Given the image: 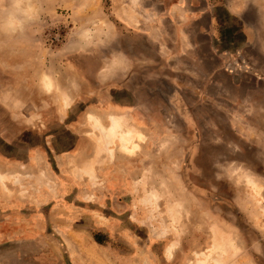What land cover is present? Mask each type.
I'll list each match as a JSON object with an SVG mask.
<instances>
[{"label":"rangeland","instance_id":"rangeland-1","mask_svg":"<svg viewBox=\"0 0 264 264\" xmlns=\"http://www.w3.org/2000/svg\"><path fill=\"white\" fill-rule=\"evenodd\" d=\"M0 178V264H264V0H0Z\"/></svg>","mask_w":264,"mask_h":264},{"label":"bare ground","instance_id":"bare-ground-1","mask_svg":"<svg viewBox=\"0 0 264 264\" xmlns=\"http://www.w3.org/2000/svg\"><path fill=\"white\" fill-rule=\"evenodd\" d=\"M43 84H44V87H45V89L47 90V91H49V90H51L52 89V87H53V85H52V83L50 82V79L49 78H47V77H45V79H44V81H43ZM92 120H94V122L95 123H97L98 125H100L101 127V130H102V135L103 136H105L106 138H113V137H119V140H121V146H122V148L123 149H125V150H130L129 149V147H130V144H131V142L133 143V141H132V135H131V137L130 136H128L129 134H125L123 131L121 132V130H122V126H121V123L122 122H120L121 120L119 119V116L118 117H116V116H110V121L112 122L111 123V125L110 126H108V127H103L101 124H100V122L98 121V119L97 118H93V116H91L90 117ZM125 128V127H124ZM134 135H136V134H134ZM133 135V136H134ZM138 136H140V135H138ZM135 139V138H134ZM135 147V146H134ZM122 149V150H123ZM134 149H136V147L134 148ZM137 149H138V147H137ZM127 151V152H128ZM135 151V150H134ZM132 152V151H131ZM2 177H3V175H1ZM1 179V178H0ZM248 182V184L255 190V192H256V194L257 195H259L260 194V192H261V190H262V187L257 183V182H255V181H252V180H248L247 181ZM257 204H259L260 205V203H258L257 202ZM258 205V206H259ZM262 213H264V208L262 209ZM216 235H217V233H216ZM219 236V235H218ZM217 236V237H218ZM222 237V236H221ZM223 237H224V235H223ZM228 243V242H227ZM226 243V244H227ZM230 243V242H229ZM218 244V243H217ZM231 244V243H230ZM223 245V244H222ZM214 246H217L216 245V243H215V245ZM225 246V245H224ZM228 246V245H227ZM233 245H231L230 247H232ZM218 247V246H217ZM215 248V247H214ZM224 248V247H223ZM233 248H234V246H233ZM232 248V249H233ZM225 249V251H226V247L224 248ZM238 249V248H237ZM171 250V249H170ZM169 250V251H170ZM213 251V250H212ZM224 251V252H225ZM231 251V250H230ZM233 251H234V249H233ZM223 252V251H222ZM215 253V252H214ZM226 253V252H225ZM234 253H235V251H234ZM171 254V253H170ZM224 254V253H223ZM208 255V254H207ZM211 255V254H210ZM222 256V255H221ZM230 256V255H229ZM206 257H209V256H205V258ZM224 257V256H223ZM204 258V260H202V261H199V264H206V259ZM229 258V257H228ZM227 258V259H228ZM222 259V258H221ZM224 259V258H223ZM220 261H222V260H220ZM229 261V260H228ZM222 262H224V260L222 261ZM225 262H226V260H225ZM198 264V263H197ZM219 264V263H218ZM220 264H221V262H220ZM225 264V263H224Z\"/></svg>","mask_w":264,"mask_h":264}]
</instances>
